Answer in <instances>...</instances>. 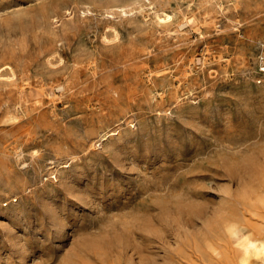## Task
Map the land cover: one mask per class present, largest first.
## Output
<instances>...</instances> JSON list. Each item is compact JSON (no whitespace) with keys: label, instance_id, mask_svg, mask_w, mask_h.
Returning <instances> with one entry per match:
<instances>
[{"label":"rangeland","instance_id":"obj_1","mask_svg":"<svg viewBox=\"0 0 264 264\" xmlns=\"http://www.w3.org/2000/svg\"><path fill=\"white\" fill-rule=\"evenodd\" d=\"M262 68L264 0H0V264L162 260L174 208L238 190Z\"/></svg>","mask_w":264,"mask_h":264},{"label":"bare ground","instance_id":"obj_2","mask_svg":"<svg viewBox=\"0 0 264 264\" xmlns=\"http://www.w3.org/2000/svg\"><path fill=\"white\" fill-rule=\"evenodd\" d=\"M105 135L107 132L100 138L106 139ZM220 144L222 165L229 181L237 185L238 190L227 188V201L212 210L196 202L174 208L173 246L154 264H255L253 256L264 254V128L255 130L253 135H240L237 141L223 136ZM194 194L192 192L191 196ZM241 208L243 211L238 213ZM245 211L252 215L245 218ZM182 213L186 217H181ZM253 218L259 223L250 233L244 229ZM76 261L68 258L64 264H76Z\"/></svg>","mask_w":264,"mask_h":264}]
</instances>
